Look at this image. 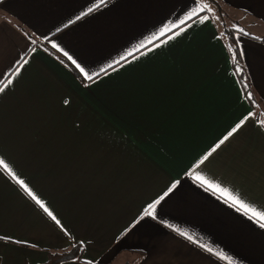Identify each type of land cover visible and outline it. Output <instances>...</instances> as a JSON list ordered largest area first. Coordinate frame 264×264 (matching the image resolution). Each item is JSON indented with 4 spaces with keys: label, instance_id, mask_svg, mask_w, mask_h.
<instances>
[{
    "label": "crops",
    "instance_id": "0c3cea01",
    "mask_svg": "<svg viewBox=\"0 0 264 264\" xmlns=\"http://www.w3.org/2000/svg\"><path fill=\"white\" fill-rule=\"evenodd\" d=\"M217 1L264 38V0ZM234 39L254 108L204 0H0V264H264V42Z\"/></svg>",
    "mask_w": 264,
    "mask_h": 264
},
{
    "label": "trees",
    "instance_id": "16d2710c",
    "mask_svg": "<svg viewBox=\"0 0 264 264\" xmlns=\"http://www.w3.org/2000/svg\"><path fill=\"white\" fill-rule=\"evenodd\" d=\"M204 1L207 4H212L215 7L218 14L222 13L223 10L217 0H204ZM223 33L226 35L225 43L230 53V56L232 58V66H233V70L236 75V78L241 86L244 96L248 99L250 105L254 108L255 107V97L252 93L250 83L248 81L245 69L240 59L239 51H238V48L236 46L235 39H234L235 33L233 30H230V29L223 30V32H221V35ZM240 33L252 39L264 42V38L255 37L252 34H249L248 32H245V31H241ZM237 68L241 69V71L237 72ZM73 71L75 72V70ZM81 254H82V248L79 245H72L67 250L49 252L47 255L46 261L42 264H63L66 262L78 260L81 257Z\"/></svg>",
    "mask_w": 264,
    "mask_h": 264
},
{
    "label": "snow or ice",
    "instance_id": "6c2138e0",
    "mask_svg": "<svg viewBox=\"0 0 264 264\" xmlns=\"http://www.w3.org/2000/svg\"><path fill=\"white\" fill-rule=\"evenodd\" d=\"M99 3L100 4H104L105 0H99ZM89 11H92V9H89ZM77 19H79V17H77ZM69 58L71 59V57H69ZM77 67H79V65H77ZM80 71L82 73H84L88 79L92 78V76L90 74L86 73L83 68H81ZM240 71H241V69L237 68V72H240ZM9 83H11V81H9ZM2 91H3V89H0V92H2ZM237 127H239V125H237ZM233 131H235V129H233ZM0 166H3L5 168H7V165H5L4 161H2V160H0ZM197 179H200V178L197 177ZM17 183H19L21 185V187L24 188V191L27 192L28 195L31 196L32 199L35 200L36 203L39 204L41 208H44V210L46 212L48 211L47 208H45L44 204H42L41 201L38 200L35 195H33V193L29 190V188L24 184L23 181L17 180ZM169 191H171V189H169ZM165 195H167V193H165ZM161 199H163V197H161ZM159 202H160L159 200L156 201V204H158ZM233 203L239 204V206L241 208H243L245 212L249 211V208L246 205H244L243 203H240L237 200H233ZM156 204L148 205V209L145 210V214L146 215H152L153 213H152L151 210L155 209ZM49 215H51V213H49ZM251 216L257 218L258 220H260L261 221V226L264 227V213H259V212H256L255 210H251Z\"/></svg>",
    "mask_w": 264,
    "mask_h": 264
},
{
    "label": "rangeland",
    "instance_id": "374dc122",
    "mask_svg": "<svg viewBox=\"0 0 264 264\" xmlns=\"http://www.w3.org/2000/svg\"><path fill=\"white\" fill-rule=\"evenodd\" d=\"M221 8L223 11L222 13L218 14L215 7L212 4H208V10L210 11V14L213 17L220 32H223L225 29L233 30L235 34L240 33L241 31H247L244 25H242L239 19L235 16L234 12L222 6ZM222 35L226 39V35L224 33Z\"/></svg>",
    "mask_w": 264,
    "mask_h": 264
}]
</instances>
